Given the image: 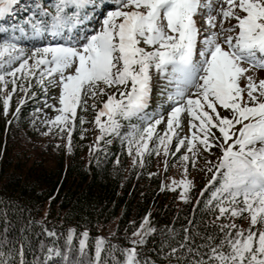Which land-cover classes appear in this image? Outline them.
<instances>
[{"label": "snow or ice", "instance_id": "obj_1", "mask_svg": "<svg viewBox=\"0 0 264 264\" xmlns=\"http://www.w3.org/2000/svg\"><path fill=\"white\" fill-rule=\"evenodd\" d=\"M257 69H264V0H0L5 131L10 112L19 119L26 101L42 102L56 113L40 121L42 135L65 138L70 153L78 106L86 110L90 97L96 142L116 135L141 167L146 155L162 152L166 169L179 153L182 201L194 187L188 165L207 154L202 170L211 178L193 207L212 217L201 231L196 216L157 228L146 213L122 237L113 229L92 245L88 227L68 226L61 243L46 219L53 197L39 218L23 201L0 197V264H264V77ZM154 87L160 100L150 110ZM17 90L23 94L12 111ZM98 95L106 96L99 108ZM42 111L34 106L32 114ZM132 119L121 137V120ZM85 120L79 116L81 138Z\"/></svg>", "mask_w": 264, "mask_h": 264}, {"label": "trees", "instance_id": "obj_2", "mask_svg": "<svg viewBox=\"0 0 264 264\" xmlns=\"http://www.w3.org/2000/svg\"><path fill=\"white\" fill-rule=\"evenodd\" d=\"M105 98L98 95L97 107ZM150 100L151 110L160 100L156 88H153ZM34 106H38L37 101H26L19 119L9 116L14 122L5 131L6 118L0 102V197L23 201L37 218L44 206L49 205V197H53L51 213L46 219L48 226L57 231L61 243L63 237L60 234L68 226H77L78 230L88 227L90 245L94 244L96 235L107 236L111 225L112 230L117 229L116 235L120 238L126 230H133V224L139 226L146 213L150 223L157 228L183 226L189 218L196 216L201 221V231L204 230V224L212 217L202 205L196 208L193 205L196 197L201 195L200 190L211 178L209 172L198 168V176L192 177L194 187L190 190L191 199L182 201L179 199V186L161 188L162 183L169 184L166 176L171 160L166 169H161L155 166L157 155L152 154L145 156L143 167L138 163L133 165L126 142L116 135L95 141L100 147L90 151L96 135L93 137V130L87 126L89 120L83 125L86 131L81 138L79 118L72 133L73 150L69 153L62 146L65 138L45 136L42 135L45 129H33L28 119L32 117ZM128 124V120L122 122L121 137L125 133L124 125ZM58 131V128L54 129V132ZM107 140L111 142L106 143ZM5 141L6 151L3 150ZM57 141L61 142L60 145ZM213 153L212 159L220 154L215 148ZM191 168H187L188 174H191ZM147 172L156 174L148 176ZM210 191L211 186L205 189L203 197L207 198ZM237 222L247 225L243 218ZM26 258L30 260L31 254Z\"/></svg>", "mask_w": 264, "mask_h": 264}, {"label": "rangeland", "instance_id": "obj_3", "mask_svg": "<svg viewBox=\"0 0 264 264\" xmlns=\"http://www.w3.org/2000/svg\"><path fill=\"white\" fill-rule=\"evenodd\" d=\"M243 63V62H242ZM244 66L246 67L247 65H246V63L244 64ZM6 70V69H5ZM256 74H257V77H264V69H257L256 70ZM241 84H243V82H244V80L243 79H241ZM33 91H37L40 95H43V93H40L39 92V89L38 88H33L32 89ZM18 91L19 90H17V93H15L14 95H13V97H12V100H11V102H10V108H11V110L12 111H15V104H16V101H17V99L19 98V96L20 95H22L23 93H18ZM112 91H116V89L115 88H113L112 89ZM56 93V90L55 89H50L49 90V93H48V96H49V99H53V96H54V94ZM117 95H119L118 93H117ZM89 99V106L87 107V109L86 110H83V111H81L80 110V106H78V111H77V118H79V116L80 115H83V116H85V118H86V120H85V123L86 122H88L89 120V122L87 123V126L89 127V128H91L92 130H93V134H92V136L94 137L95 135H97L98 134V129L95 127V124H94V118H95V112H96V109H93L92 107H91V98L89 97L88 98ZM53 102H55V101H53ZM42 103V102H41ZM96 104H97V102H96ZM101 104V103H100ZM37 107H39V108H43V111L42 112H39V113H36L35 114V116H33V112L31 113V118H29L28 119V122L30 123L31 121H33L34 119H35V122H36V126H37V128L40 130V131H43L44 129H45V127H44V125L43 124H41V120L43 119V118H45V114L47 115V117H51V116H53V115H55L56 113H55V111L53 110V109H50V108H44V106H43V103H42V105H38ZM97 108H99V106L97 107ZM21 111H22V106H21V110H20V113H21ZM11 115V112L9 113V116ZM13 118V117H12ZM20 118V117H19ZM13 119H15V118H13ZM102 119H103V117H102ZM31 124V123H30ZM163 127H164V125H163V123L161 124V125H158L157 126V128H158V130H162L163 129ZM124 130H126V131H128L129 129H128V127L127 128H124ZM188 131V128H187V125L185 124V126H184V128H183V132H187ZM183 134V133H182ZM183 147V146H182ZM170 148H173V146L172 145H170ZM173 151H175V149L173 148ZM132 157V156H131ZM130 157V158H131ZM208 157H207V154H205L203 157H201V161L199 162V164H198V166L196 167V168H193L192 166H191V164H189L188 165V168L189 167H192L191 168V174H188V172H187V178L188 179H190V180H192V177H195V176H198V174H199V169L198 168H203V161L204 160H206ZM164 156H163V153L161 152L159 155H157L156 156V163H155V166L157 165V166H159L161 169H163V165H164ZM168 161H170L171 160V163H170V165H171V167H170V169L168 170V174H167V176L166 177H168L167 178V180L169 181V183L171 182V181H175L176 183L173 185V186H179V181L185 176V173H184V171L182 170V168H183V165H182V163H181V161L179 160V154H177V157L175 158V159H173L172 160V156H169L168 158ZM211 159H212V157H211ZM213 161H215L216 160V158H214V159H212ZM195 173L197 174V175H195ZM189 175L191 176V177H189ZM243 222L245 223V222H247L244 218H243ZM112 225L111 226H109V231H111L112 230ZM101 234H104V232H102Z\"/></svg>", "mask_w": 264, "mask_h": 264}]
</instances>
